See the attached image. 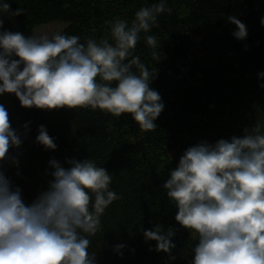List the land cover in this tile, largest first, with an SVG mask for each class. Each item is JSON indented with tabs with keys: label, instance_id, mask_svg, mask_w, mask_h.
<instances>
[{
	"label": "clouds",
	"instance_id": "1",
	"mask_svg": "<svg viewBox=\"0 0 264 264\" xmlns=\"http://www.w3.org/2000/svg\"><path fill=\"white\" fill-rule=\"evenodd\" d=\"M24 12L0 0V96L13 94L24 108L91 109L116 118L127 113L141 131L158 127L155 121L165 104L150 85L158 75L160 43L147 33L159 26L161 14H171L168 0L140 7L131 22L106 21L109 36L84 43L60 32L25 36L4 29L5 18ZM227 22L235 25V39L247 38L239 18L228 16ZM142 33L152 49L151 69L134 54ZM37 132V144L56 150L46 126L39 125ZM22 143L0 104V162L11 159L18 166L8 153ZM65 163L69 167L48 161L52 179L30 204L0 170V264H96L95 253L89 252L91 237L101 230L106 208L121 196L110 187L111 173L95 160ZM162 188L177 208L175 221L198 239L191 264H264V124L245 128L241 136L188 147ZM176 231L156 224L142 234L146 243L155 241L157 252L175 260ZM125 247L116 244L113 251L123 255Z\"/></svg>",
	"mask_w": 264,
	"mask_h": 264
},
{
	"label": "trees",
	"instance_id": "2",
	"mask_svg": "<svg viewBox=\"0 0 264 264\" xmlns=\"http://www.w3.org/2000/svg\"><path fill=\"white\" fill-rule=\"evenodd\" d=\"M157 2L9 0L11 10L21 7L25 12L5 18L4 29L29 36L36 27L61 22L66 24L62 34L77 35L84 43L109 36L106 21L119 17L131 22L140 7ZM168 6L171 14H161L159 26L147 33L160 43L158 75L150 86L165 104L154 131H141L127 113L116 118L91 109L24 108L13 94L0 96L23 140L8 153L18 166L5 159L0 170L22 190L26 204L52 179L50 159L67 168L66 159L90 158L111 173L110 187L121 199L106 208L101 230L91 237L89 252L95 253L96 264H191L198 239L175 221L177 208L162 184L188 147L201 140L214 143L241 136L245 128L264 124V88L259 87L264 77H258L264 72V0H168ZM232 15L246 25L245 40L233 37L235 25L227 22ZM144 36L134 54L151 69L155 62ZM39 125L55 138L56 150L35 142ZM156 224L177 229L175 260L157 252L155 241L145 242L142 230ZM121 243L126 247L118 255L113 246Z\"/></svg>",
	"mask_w": 264,
	"mask_h": 264
},
{
	"label": "rangeland",
	"instance_id": "3",
	"mask_svg": "<svg viewBox=\"0 0 264 264\" xmlns=\"http://www.w3.org/2000/svg\"><path fill=\"white\" fill-rule=\"evenodd\" d=\"M66 28V24L65 23H61V22H54V23H50L47 25H41L39 27H36L33 31L34 35H39L42 33H48V34H53L55 32H62L64 29Z\"/></svg>",
	"mask_w": 264,
	"mask_h": 264
}]
</instances>
